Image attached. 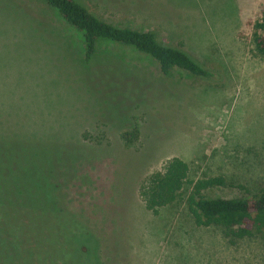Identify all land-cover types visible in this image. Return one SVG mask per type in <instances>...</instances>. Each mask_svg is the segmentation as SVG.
Returning <instances> with one entry per match:
<instances>
[{"label":"rangeland","instance_id":"374dc122","mask_svg":"<svg viewBox=\"0 0 264 264\" xmlns=\"http://www.w3.org/2000/svg\"><path fill=\"white\" fill-rule=\"evenodd\" d=\"M84 1L110 23L187 50L219 79L164 76L150 56L108 41L88 63L82 33L43 1L0 0V151L12 165L28 154V200L16 201H55L80 218L88 264H264L260 236L231 242L195 224L191 186L159 213L139 190L174 157L193 180H227L207 197L264 190V55L254 40L264 0ZM135 123L139 139L126 146ZM39 227L48 231L46 219ZM46 244L51 263L57 244Z\"/></svg>","mask_w":264,"mask_h":264},{"label":"trees","instance_id":"16d2710c","mask_svg":"<svg viewBox=\"0 0 264 264\" xmlns=\"http://www.w3.org/2000/svg\"><path fill=\"white\" fill-rule=\"evenodd\" d=\"M41 1L82 33L88 63L98 55L100 43L108 41L131 46L150 56L159 64L164 76L169 77L181 70L209 82L219 79L217 71L204 66L187 50L164 44L153 31L110 23L90 10L84 0ZM256 28L255 44L258 52L264 55V14L257 21ZM139 135L140 126L135 123L128 127L122 140L126 146H132L137 143ZM8 154L0 151V264H10L11 261L18 264H88L86 254L78 244L81 236L89 234L88 227L76 215L59 210L55 201L47 208L41 203L28 205L16 201L28 200V154L21 155L15 165L11 164L13 157ZM227 184L222 176L191 179L189 164L174 157L143 179L139 190L146 207L159 213L162 208L180 203L184 189L191 186L186 209L197 226L220 227L231 242L256 236L264 239V190L255 192L238 185L246 190V196L222 198L204 195L209 188ZM21 187L25 190L22 191ZM13 189L21 192L16 190L12 200L9 194ZM45 219L48 231L40 227L38 231L40 221ZM47 241L57 244L54 250L59 257L51 263H47L51 248Z\"/></svg>","mask_w":264,"mask_h":264}]
</instances>
